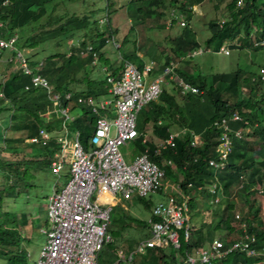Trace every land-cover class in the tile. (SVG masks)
<instances>
[{
  "label": "trees",
  "instance_id": "obj_1",
  "mask_svg": "<svg viewBox=\"0 0 264 264\" xmlns=\"http://www.w3.org/2000/svg\"><path fill=\"white\" fill-rule=\"evenodd\" d=\"M4 1L0 0V22H2L0 36L8 38L16 34L17 37L14 48H0V50L8 49L12 53V61L15 62L16 50H22L32 69L43 75L49 84L48 87L32 85L25 88V84L30 83V75L18 65L9 76L0 79L2 93L0 119L8 116L7 129H10V121L18 122L13 126L10 134L4 133L1 146L11 152L21 151L24 154L20 160L0 158V172L6 180L0 191V257H5L11 264H27L26 252L19 248L21 235L16 227L8 224H25L27 214L21 212L18 217L16 211L5 209L3 205L11 199L15 200L19 191H22L19 189L20 186L23 185L27 189L30 184L28 181L34 175L30 167L51 170V160L55 151L60 149L57 133L48 140H42L43 136L40 134L41 129L53 131L55 127L60 128V123L47 121L41 115L46 104L51 102L50 95L56 92L64 105L69 103L72 104V108L76 106L82 108V114L69 123V128L80 130V140L85 148H88L89 125L92 121L87 117L88 110L78 102L77 98L81 96L95 99L107 93L108 72L117 76L123 58L137 63L139 67L142 66L143 59L137 53L139 48L143 49L141 45H137V25L146 22V19L161 17L166 2L165 0H130L128 14L132 23L120 47L124 49L125 46H131L132 49H127L125 52L121 50L120 65L114 67L110 62L107 64V70H103L101 66L106 61L105 46L113 45V42L107 40L112 39L115 34V28L111 29L110 23L115 0H71V5L69 0ZM169 1L186 20L181 31L168 39L170 52L180 57L179 60H183V57L201 47L199 41L191 35L193 29L188 21L192 16V5L203 0ZM224 2L227 14L223 20L211 19L208 22L211 34L205 39L206 48L212 46L214 50H219L225 41L237 47L255 48L257 44H259L258 48L264 47V0H215L213 3L218 6ZM75 3L81 8L77 9ZM59 7L63 9L59 10ZM103 17L105 21L101 22ZM165 23L157 22L156 26L164 27ZM79 31L83 32L82 37L77 43H73L77 40L75 34ZM53 46L56 49L53 50ZM148 52L146 48L145 53ZM174 56L165 55L162 65L168 63L170 59L174 60L172 58ZM91 67L95 69L91 70ZM175 70L185 80L197 85L200 91H203L202 94H198L199 91L184 95V105H182L183 101L179 103L175 94H171L168 88L163 87L159 98L146 104L139 114L145 116L143 122L152 120L153 133L159 138L168 136L171 125L169 121L172 117L176 119L177 126L188 127L191 130L175 135L174 146L163 148L158 154L154 153L156 145L154 139L143 138L142 141V136L139 135L132 142L137 145L138 152L147 149L150 158L158 163H163L165 157H170L174 161V171L168 167L165 179L181 173L182 179L179 183L185 192L188 188L187 184L191 183L189 189L191 193L194 192L188 201L189 213L193 215L197 205L194 194L200 192L202 196H206L210 194L207 185L216 183V191L211 195L215 197L220 194L218 200L212 201L217 206L215 213L219 214V218L214 223L206 224L204 230L201 226L203 224L199 227L189 224V236L185 239L181 230L178 247L173 245L167 248L147 247L146 251L140 254L136 264H154L151 261L153 257H157L158 264L182 262L187 252L212 241L215 229L221 230L222 234L219 238L227 245L235 238L227 236L236 230L233 228L235 222H237L236 231L241 229L239 219L236 217L239 211L242 212H239L240 220L246 221V229L255 237L254 245L260 252L247 254L245 251L233 250L211 264H256L264 260V220L259 215V205H255L256 198L251 197L253 193L251 189L255 191V187H259L261 191L259 189L258 191L264 194V81L260 80L261 75L257 72L247 71L241 67L228 72H214L208 74V78L195 73L184 62H179ZM242 88L247 89L246 96H241ZM67 92L71 94L68 99L65 98ZM225 92L236 94L235 100L229 101L226 98L228 96H224ZM232 110L238 113L241 119L230 118L228 125L233 130L238 129L242 135L234 139L224 166L216 168L209 164L208 160L217 157V145L224 129L217 127L214 120L221 118L222 115H231ZM3 111L8 112V115H3ZM158 116L164 117L161 119L167 122L156 125L157 120L160 119L157 118ZM14 129L19 131V136L11 135ZM196 134L198 135L194 140L195 144L192 145L191 140ZM31 136H36L38 141L29 142L26 138ZM139 199L142 200L143 197ZM147 201V199L144 201L146 207L149 205ZM244 204H249V208L244 210ZM131 219L140 223L141 228L147 223L132 216ZM119 228L120 233L114 234L109 225V231L114 238L123 236V225L120 224ZM140 230H138L139 235L138 233L125 235L123 241H126L127 249H131L134 246L133 242H137L138 238L145 235H141ZM135 231L137 232L134 229ZM116 247L117 242L114 239L107 242L99 252V263L112 264L115 259L117 260ZM117 264L125 263L119 259Z\"/></svg>",
  "mask_w": 264,
  "mask_h": 264
},
{
  "label": "built area",
  "instance_id": "obj_2",
  "mask_svg": "<svg viewBox=\"0 0 264 264\" xmlns=\"http://www.w3.org/2000/svg\"><path fill=\"white\" fill-rule=\"evenodd\" d=\"M180 24H186L185 19H181ZM16 37V34L8 38L0 36V48H14ZM15 58L18 67L30 75V83H26L25 88L32 85L48 87L47 79L32 69L22 50H16ZM154 63L150 59L139 67L125 59L117 76L108 73L110 96L100 99L98 103L100 107L112 106L115 114L97 118L88 148H85L78 132L72 140L61 143L62 151L52 161V169L59 173L67 163L69 176L48 197V226L43 230L46 240L34 264H100L99 252L113 239L109 225L112 222L113 199L117 194L127 200L136 196L149 200L148 196L152 193H160L162 197L150 204L151 216L147 219L150 236L140 240L129 253L122 248L117 249L116 261L121 259L127 264H133L135 253L144 252L147 247H163L168 244L178 247L180 233L177 229L183 230L184 237L188 238L191 183L187 184L186 192L180 184H176L172 192L164 194L166 165L162 166L150 158L147 149L136 153L131 160H127L122 150L123 145L138 137V113L144 105L160 96L162 84L172 81L180 86L183 93L188 90L198 91L176 73L175 60L164 64L160 73L150 77ZM260 75L264 79V70L260 71ZM70 97V92H67L65 98ZM50 99L63 116H70L58 93H52ZM77 99L93 105L92 111L98 112L94 98L79 96ZM230 118L237 120L241 116L232 112L231 115L214 120L217 127L224 129L217 145V157L208 160L216 168L224 166L234 139L242 135L238 129L233 130L228 125ZM40 132L47 136L44 129ZM176 134L170 133L164 142L156 144L154 153H160L162 147L173 146V136ZM31 140L38 141V138L35 136ZM191 143L195 144L194 141ZM67 153L68 158L64 159ZM211 185V193L214 194L217 185ZM236 217L241 227L238 237L227 245L221 239H213L208 245L187 252L178 264H211L233 250L245 251L247 254L259 253L254 245L255 237L246 229V221L240 220L239 212Z\"/></svg>",
  "mask_w": 264,
  "mask_h": 264
},
{
  "label": "rangeland",
  "instance_id": "obj_3",
  "mask_svg": "<svg viewBox=\"0 0 264 264\" xmlns=\"http://www.w3.org/2000/svg\"><path fill=\"white\" fill-rule=\"evenodd\" d=\"M215 0H203L200 2H196L192 5V16L190 18V21H188V24L192 27L193 32L191 35L196 38L201 47L198 48V52L194 54L191 57L185 56L183 57V60H179L180 57H176L170 52L169 48V42L168 39L170 36H174L175 34L179 33L182 29V24H180L181 19H185L182 15H180V11L174 8L173 5H171L169 0H165L166 7H163V15L161 17H156L152 19H146V22L137 25L136 33H137V45H141V48H144V50L147 48V51H149L146 55L147 58H151L155 61V63H159V65L163 64L165 61V55L174 56V58L177 61V64L180 62L186 63V66L190 68L192 71L194 70L195 73H198L200 75H204L208 78V74L214 73V72H228L236 69L237 67H241L247 71H262L264 70V47L258 48L256 47H237V46H231L226 41L223 42L219 48V50H214L213 47L206 48L205 46V39L211 34L208 22L211 19H221L223 20V17L227 14L226 4L225 2L215 6L214 2ZM72 3L71 0H69V4ZM76 4V3H75ZM84 4V3H83ZM117 6L119 5H125L127 4V0H116ZM71 5V4H70ZM74 6V5H73ZM83 6V5H82ZM77 9L81 8L79 5H75ZM63 7H59V10H62ZM162 9V8H161ZM174 12V13H173ZM176 12V13H175ZM129 14H127L128 16ZM114 18H117V21L121 22V18L126 16L125 10H120L116 15H113ZM127 19L124 20V22ZM174 20V21H172ZM157 22L159 24H164V27L156 26ZM172 22V23H171ZM186 22V20H185ZM223 22V21H221ZM13 24V23H12ZM144 24V25H143ZM126 29V26L124 27ZM79 37V35H76ZM120 36V35H118ZM119 42V41H118ZM262 42V41H261ZM69 44V43H68ZM114 46H117V43H112ZM66 44H64L65 46ZM152 45V46H151ZM62 48V47H61ZM52 49H56V47H52ZM127 49L131 50V46H125V48H121L123 52H125ZM149 49V50H148ZM140 53L143 56V49H138ZM228 51V53H226ZM114 52L117 54V50H114ZM145 53V52H144ZM2 70V67H0V71ZM152 74H150V77ZM1 79V76H0ZM168 84H171L169 81ZM262 85V84H261ZM166 86V87H164ZM169 85L162 84V87L167 88ZM171 88L174 89V85L171 84ZM262 89V88H261ZM241 96H246L247 89L242 88ZM224 93V91H223ZM225 94L228 96L226 97L229 101H233L236 98V94L234 93H227ZM240 95V94H239ZM225 96V95H224ZM7 113V114H6ZM3 115H8V112L3 111ZM141 116V115H140ZM141 118L139 120L141 121ZM8 116L7 118H1L0 119V139L1 136H3L4 133L7 131L8 126ZM147 123V129L148 134L146 133L147 139H154L156 144L159 143L163 138H159L153 133V123L152 120L148 121ZM156 125H158L156 123ZM13 128V127H12ZM178 129L176 124H173L171 122V130ZM1 142V140H0ZM128 148L135 151V146L133 142L128 141L125 145L122 146V148ZM2 152L0 158H11L13 160H20L24 154H22L21 151L11 152L10 150H7V148L2 147ZM27 151V150H26ZM29 156V155H28ZM22 166V165H21ZM66 166V165H65ZM67 167V166H66ZM66 167L63 168L62 174L65 171ZM31 171L34 173L32 176V179H30L28 182L30 184L26 187L23 185L20 186V193L15 198V202L13 199L10 201H7L4 203L3 208L16 211L19 215L21 212H25L28 217L31 219H27V223L22 225L21 227H24V231H20V249L24 250V252L29 251L30 256L26 257L27 264H33V261L36 259L41 245L46 240V234L41 231V226H45V211H44V205L46 204L48 200L49 194L52 192V187L54 184H62L65 181L64 176H61L57 179L56 175H54L50 170H40L34 167H30ZM174 168V164L173 167ZM11 178V177H10ZM218 178V175H217ZM5 177L3 176L2 172H0V191L1 186L3 184H6ZM208 190L210 194L206 196H202L200 192H197L194 194V199L197 200V206L194 209V215L193 213H189V224L191 226H202L203 230L206 228V224L210 222H215L217 218H219V214L215 213L216 205L215 203H212V201H215V197L211 195L212 185H207ZM260 188L255 187L252 190L251 197L256 198L255 205H259V215L264 220V194L262 192L258 191ZM193 196V194H192ZM191 196V197H192ZM117 199L114 201L112 205V211H111V221H115L114 223H111V227L114 234L120 233L119 225H123L125 229L123 230V238L134 232V229L137 230V233L139 232L141 228V224L137 221L131 219V216L134 218H137L139 220L148 219V217L151 215V208H147L144 204L145 198L142 200L139 199L140 197H135L132 200H127L124 198H121L119 194L115 196ZM162 195L160 193H152L148 196V199L150 201V204H154L156 200L160 199ZM220 197V194L217 196V198ZM249 208V204H244L243 209L246 210ZM238 208H236L237 210ZM242 213L241 211H239ZM128 216V217H126ZM130 216V218H129ZM118 224V225H116ZM237 222L234 223V227L236 230ZM148 229V228H147ZM142 230H145V227H142L140 232ZM180 233L181 229H177ZM234 230L233 234L229 233L227 236L228 238H233L237 236V232ZM221 230L215 229L214 235L218 236L220 235ZM134 234V233H133ZM27 235V239H26ZM139 235V233H138ZM137 235V236H138ZM127 243L124 241L123 247H126ZM140 256L138 257L139 260ZM137 260V258H136ZM151 261L154 264H158L157 257H153ZM24 264V263H23ZM161 264V262L159 263ZM256 264H264V260L257 262Z\"/></svg>",
  "mask_w": 264,
  "mask_h": 264
},
{
  "label": "crops",
  "instance_id": "obj_4",
  "mask_svg": "<svg viewBox=\"0 0 264 264\" xmlns=\"http://www.w3.org/2000/svg\"><path fill=\"white\" fill-rule=\"evenodd\" d=\"M130 0H127V4H123V5H119V6H117V4H116V0H115V3H114V5H113V13L111 14V17H110V23H111V29H114L115 28V34L113 35V38L111 39H108L107 40V42L109 41H112V42H114V43H117V45L118 46H114V45H111V44H106V46H105V49H106V52H105V55H106V61H104V63H102V66H101V68L103 69V70H107V64L108 63H110V62H112V64H113V66L114 67H116V66H118V65H120V63H119V60L122 58V56H121V47H120V44L122 43V40H123V38H124V36L126 35V32H127V30H128V28H129V26L131 25V23H132V19H131V17H130V15H128L127 16V14H128V8H129V6H130ZM125 10V13H126V16L125 17H123V18H121V22L120 21H115V20H117V18H114V14L116 15V13H118L120 10ZM125 19H127L125 22H124V20ZM105 21V17H103V18H101V22H104ZM100 25V24H99ZM126 26V29H124V27ZM102 28V27H101ZM82 31H79V32H77L76 34H75V38L77 39L76 41H73V43H77L79 40H80V38L82 37ZM76 35H79V37H77ZM118 35H120V36H118ZM119 41V42H118ZM114 50H117V54L114 52ZM145 52V50H144V48H143V56H142V54L140 53V51L138 50V55L140 56V57H142V59H143V64H145L147 61H148V59H150V58H147L148 56L146 55V53H144ZM12 53L8 50V49H6V50H0V67H2V70L0 71V76L1 77H4V76H9L10 75V73L13 71V69H15L16 68V65H17V63L15 62V61H12L13 59H12ZM42 57H43V55H42ZM125 59L123 58V60H121V68H122V65H123V61H124ZM126 60H128V59H126ZM130 61V60H129ZM96 61H94V63H95ZM132 62V61H131ZM133 63H135V62H133ZM135 64H137V63H135ZM143 64H142V66H143ZM162 67V65L160 66L159 65V63H155V65H154V68H153V70H152V72H151V74L152 75H156V74H158L159 72H160V68ZM92 69L91 70H93V69H95V67H91ZM98 68V67H97ZM108 72V71H107ZM108 73H110V72H108ZM164 85H169V86H167V88H168V91L172 94H175V96H176V99H177V101L180 103V102H182V105H184V93L180 90V88H178V85L177 84H172V85H174L175 87H174V89L173 88H171L170 86H171V84H168V83H165ZM164 87H166V86H164ZM107 93H105V94H103L102 96H100V97H95V99H94V104L98 107V112L97 113H94L93 111H92V106L93 105H89L88 103H86V102H82V101H79L78 99V102H81V104L85 107V109L86 110H88V116L87 117H89V118H91V123H90V125H89V130H90V136L92 135V133H93V129H94V126H95V123H96V120H97V118L99 117V116H105V117H111V116H113L114 114H115V110H114V108L112 107V106H105V107H100V105H99V100L100 99H103V98H105V97H109L110 96V92H109V90H108V85H107ZM166 88V89H167ZM191 92V91H190ZM190 92L189 93H186V96L188 95V94H190ZM202 92L203 91H200L198 94H202ZM195 93H197V92H195ZM228 93V92H227ZM0 95H2V93L0 92ZM225 96H226V94H224ZM92 98H94V97H92ZM99 99V100H98ZM84 103V104H83ZM66 106H67V113L70 115L68 118H66L65 116H63L62 114H61V112L60 111H58L57 109H56V107L54 106V104L52 103V102H50V103H47L46 104V107H45V109L41 112V115L44 117V119L45 120H47V121H55L56 123H60V128L58 129V127H55L54 129H53V131H49L48 129H44V131L47 133V136H43L42 134H41V132H40V134L43 136V139L42 140H48V138H50L52 135H54L55 133H57V142H58V144L60 145V149L59 150H57V151H55V153H54V156H53V158H52V160H51V163H50V171L54 174V175H56V177H57V179L58 178H60L61 176H64V178H65V181L67 180V178H68V176H69V168H68V164L67 163H65V165L67 166H64V167H66V169H65V171L63 172V174H62V170L59 172V173H55L54 171H53V169H52V161L53 160H55L56 158H57V156H59V154L61 153V151H62V149H61V147H62V145H61V143H63L64 141L65 142H67V141H70V140H72V138H74L75 137V134L78 132V134H79V138H80V130L79 129H74V130H71L70 128H69V123H71L77 116H80V114H82V108H80L79 106L77 107H73L72 108V104H69V103H66ZM165 106V105H164ZM145 108V106H143L142 107V111H143V109ZM164 109H166V107H163ZM176 116H178L177 114H176ZM175 116V117H176ZM222 116H224V115H222ZM139 117H142L141 118V121L139 120ZM143 118H145V116H143V114H141V116H140V114L138 115V119H137V126H138V130H139V132H140V135L142 136V141H143V137L144 136H146V133L148 134V129H147V123H149V122H143ZM157 118H164V117H157ZM220 117H218V119H219ZM163 122L164 121H166L167 122V120H163V119H161ZM216 120V119H215ZM169 122H172L173 124H176L177 125V121H176V119L174 120L173 119V117H172V120H170ZM18 122L17 121H10V129H7V131H6V135L9 133V132H11L12 131V127L15 125V124H17ZM178 127V129H180V130H191V129H189L188 127H180L179 125L177 126ZM10 134V133H9ZM20 135V133H19V131L17 130V129H14V131H13V133L11 134V135H13V136H15V135H17V136H19ZM182 134V133H181ZM4 135V134H3ZM196 135H198V134H196ZM2 137L3 136H1V141H2ZM32 137H35V136H31V137H28V138H26L29 142H35V141H33V140H31V138ZM133 140H131L130 142H132ZM1 144H2V142H0V150H1V148L3 147V146H1ZM90 146V140H89V144H88V147ZM134 146H135V151L134 150H131V149H128V148H122V150H123V153H124V155H125V157L127 158V160H131L132 158H133V156L136 154V153H140V152H138V147H137V145H135L134 144ZM144 151V150H143ZM67 152H68V149H67ZM1 154H2V152L0 151V157H1ZM23 157V156H22ZM63 158L64 159H66V158H68V153L67 154H64V156H63ZM63 167V168H64ZM175 167V166H174ZM173 169V171H174V168H172ZM176 175H178V177L176 176ZM175 176H173L172 178H166V179H164V182H166V188H164L163 189V193L165 194V193H170V192H172L173 190H174V188H175V185L176 184H180L179 183V181L182 179V176H181V173H179V174H176ZM176 179V180H175ZM64 181V182H65ZM63 182V183H64ZM62 183V184H63ZM62 184H54L53 185V187H52V191L54 190V189H56V188H59ZM194 191H192V193H193ZM51 194V193H50ZM49 194V195H50ZM49 197V196H48ZM122 198V197H121ZM135 198V197H134ZM109 199H110V197H109ZM117 198L115 197L114 199H113V202L116 200ZM16 200V199H15ZM15 200H14V202H15ZM47 202H48V200H47ZM47 202H46V204L43 206L44 207V211H45V220H44V224H45V226H41V231L42 232H44L43 230L48 226V215H47ZM148 202V206H147V208L149 209L150 208V201L148 200L147 201ZM197 206V205H196ZM16 214H17V212H15ZM17 216H18V214H17ZM151 216V215H150ZM149 216V217H150ZM19 217V216H18ZM190 218V217H189ZM27 219H31L30 217H28L27 216ZM145 221L147 222V219H145ZM113 223L115 222V221H112ZM111 222V223H112ZM27 223V222H26ZM25 223V224H26ZM8 224H10L11 226H14V227H16L17 229H18V231L20 232V231H24L23 230V228L24 227H21L22 225H24V224H19V225H12V223H8ZM9 225V226H10ZM148 228V223H146V225H145V230H142L141 232H140V234L141 235H143V234H145V235H143L141 238H138V241L137 242H133L134 243V246L131 248V249H127V245H126V247H123L122 245H123V243H124V238H123V236H118V237H116V238H114L113 237V239L117 242V247L115 248V254H116V251H117V249H119V248H122L123 250H124V252H126V253H129L131 250H133V249H135V246H136V244L140 241V240H143V239H146V238H148L149 236H150V232H149V229H147ZM124 229H125V227H124ZM123 229V230H124ZM147 232L149 233L148 235H147ZM235 232H237V231H235ZM24 233H25V231H24ZM45 233V232H44ZM132 233H134V235H136L137 234V232L135 231V232H132ZM238 234H240L241 233V229L239 228V230H238V232H237ZM26 234V233H25ZM184 234V233H183ZM222 234V232L220 233V235ZM238 234H237V237H238ZM123 235H124V233H123ZM147 235V236H146ZM220 235H218V236H215L214 235V237H213V239H220L219 238V236ZM113 236V235H112ZM236 238V237H235ZM234 238V239H235ZM26 239H27V235H26ZM186 239V238H185ZM209 241V240H208ZM207 241V242H208ZM211 242V241H210ZM210 242H208V243H206L205 245H202V246H206V245H208ZM169 245H172V244H168L167 246H163V248H167ZM42 246V245H41ZM174 247V246H173ZM199 247H201V246H199ZM41 248V247H40ZM147 249V248H146ZM146 251V250H145ZM144 251V252H145ZM144 252H137V253H135V258H134V261H133V264H136L137 262H138V257L140 256V254H142V253H144ZM27 256H30V253H29V251H27L26 252V257ZM38 256V255H37ZM117 256V255H116ZM37 258V257H36ZM136 258H137V260H136ZM36 260V259H35ZM35 260L33 261V264L35 263ZM123 261V260H122ZM117 262L118 261H116V259L114 260V262L112 263V264H117ZM124 262V261H123ZM125 264H127L126 262H124ZM179 263V261L178 262H176L175 264H178ZM0 264H11V263H9L7 260H6V258L5 257H0Z\"/></svg>",
  "mask_w": 264,
  "mask_h": 264
},
{
  "label": "clouds",
  "instance_id": "obj_5",
  "mask_svg": "<svg viewBox=\"0 0 264 264\" xmlns=\"http://www.w3.org/2000/svg\"><path fill=\"white\" fill-rule=\"evenodd\" d=\"M219 51H221V50H219ZM196 52H198V48L197 49H195V50H193L189 55H188V57H191V56H193L194 54H196ZM226 53H228V52H226ZM187 56V55H186ZM170 60H172V59H170ZM175 60V59H174ZM176 61V60H175ZM166 64V63H165ZM154 65H155V63H154ZM154 65H153V68H154ZM177 61H176V66L174 67V70H175V68L177 67ZM163 66L164 65H162V67H161V69H160V71L162 70V68H163ZM176 71V70H175ZM258 74H260V71L258 70V71H256ZM160 73V72H159ZM176 73L180 76V77H182L183 78V76L182 75H180L177 71H176ZM184 79V78H183ZM253 79H254V77H253ZM260 80H262V81H264V79H260ZM184 81H186V82H188V83H190L191 85H193L194 87H196L197 89H198V91H196V92H199L200 91V89L198 88V86L197 85H195V84H193L192 82H190V81H188V80H185L184 79ZM171 82V84H176V83H174V82H172V81H170ZM168 83V82H167ZM165 84V83H164ZM163 88V87H162ZM178 88H180V86L178 85ZM191 90H188V91H186L184 94L186 95V93H189ZM190 93H195V91H191ZM159 98V97H158ZM157 98V99H158ZM156 99V100H157ZM154 101V100H153ZM145 106V105H144ZM142 109V108H141ZM140 109V110H141ZM140 112V111H139ZM232 112H233V110H232ZM139 114V113H138ZM137 119H138V116H137ZM159 121H160V123H159ZM136 123H137V121H136ZM163 123H165V122H163L161 119H158L157 120V124H163ZM170 124H171V122H170ZM137 127V130H138V126H136ZM169 129H170V132H169V134H168V136L170 135V133H177L176 135H180L181 133H185V131L186 130H180V129H176V130H171V125L169 126ZM189 131V130H188ZM138 132H139V130H138ZM139 135H140V132H139ZM138 135V136H139ZM167 136V137H168ZM175 136V135H174ZM173 136V143H174V137ZM196 136L197 135H194L193 136V138H192V140H191V142L192 141H194L195 140V138H196ZM167 137H165V138H163L161 141H159V143L158 144H160L161 142H164L165 140H166V138ZM143 138H145V139H147L146 138V136H144ZM134 140V139H133ZM148 140V139H147ZM131 141V140H130ZM157 144V145H158ZM192 144V143H191ZM193 145V144H192ZM174 146V145H173ZM169 147H172V146H169ZM163 148H165V147H162L161 149H163ZM168 148V147H167ZM160 153H161V151H160ZM168 161H170V163L168 162ZM160 164H162V166H165V165H167V166H165L166 167V169L168 168V167H170V168H172L173 167V164H174V161L170 158V157H165V161L163 162V163H160Z\"/></svg>",
  "mask_w": 264,
  "mask_h": 264
}]
</instances>
